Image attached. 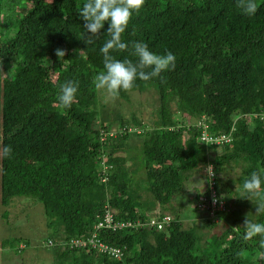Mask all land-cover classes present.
I'll list each match as a JSON object with an SVG mask.
<instances>
[{"label": "trees", "instance_id": "16d2710c", "mask_svg": "<svg viewBox=\"0 0 264 264\" xmlns=\"http://www.w3.org/2000/svg\"><path fill=\"white\" fill-rule=\"evenodd\" d=\"M84 3L0 0L1 217L10 218L14 198L36 197L55 264H264L261 237L242 239L246 216L264 222V215L255 214L241 187L264 167V0H256L254 15L243 14L236 0H146L133 14L122 36L129 48L111 55L135 62L131 42L142 41L157 54L176 56L174 70L138 79L114 98L121 105L131 93L153 94L152 127L111 108L94 87L109 24L93 45L85 44ZM58 48L67 50L62 60ZM71 80L79 90L64 109L57 98ZM203 118L211 135L232 134L231 143H202ZM4 147L11 155H3ZM209 165L213 188L202 174ZM237 168L241 174L230 179L228 171ZM184 194L194 196L200 212L190 220L185 202L175 208ZM212 194L223 211L199 208ZM108 211L133 226L98 228ZM167 217L162 229L152 224ZM94 235L119 248L122 258L71 246ZM29 245L21 243L17 255Z\"/></svg>", "mask_w": 264, "mask_h": 264}, {"label": "clouds", "instance_id": "9594fccd", "mask_svg": "<svg viewBox=\"0 0 264 264\" xmlns=\"http://www.w3.org/2000/svg\"><path fill=\"white\" fill-rule=\"evenodd\" d=\"M146 0H85L79 10V16L83 20V28L86 38L83 40L87 45H93L101 34L105 23L109 24L107 37L100 51L103 53V70L93 78V85L97 90L105 93V99L118 97L123 91H130L136 86V81H149L161 77V73L174 70L176 56L168 51L166 54H157L150 50L147 43L132 41V55L137 59H116L110 54L111 51H125L129 43L122 39L123 34L129 28L134 13H139L145 6ZM236 7L245 15H254L258 8L256 0H236ZM135 32H133V35ZM66 49L58 48L56 55L60 60L64 59ZM79 90V82L76 80L66 81L60 86L58 102L64 109L70 108L76 99ZM3 155H11V148L4 147ZM208 168V167H207ZM207 168L205 174H207ZM212 174V172L210 173ZM264 167H259L250 173V176L242 184L243 192L249 194L246 198L256 205V215H264ZM213 197V203H217ZM245 229L243 240L248 241L253 237L260 236L259 247L264 249V222H256L250 219L248 214L244 220Z\"/></svg>", "mask_w": 264, "mask_h": 264}, {"label": "rangeland", "instance_id": "374dc122", "mask_svg": "<svg viewBox=\"0 0 264 264\" xmlns=\"http://www.w3.org/2000/svg\"><path fill=\"white\" fill-rule=\"evenodd\" d=\"M130 97V102L121 101V105H118L114 98L107 101L111 108L118 109L125 117L129 118L131 113H134L136 118L148 127H152L156 121L157 110L154 95L131 93ZM228 173H230L228 175L230 179H236L241 174L238 168L229 170ZM202 174H205V170ZM196 178L197 175L194 179ZM191 185L193 183L189 182L188 189L191 188ZM183 202L187 207L184 213L185 216L189 215L188 220L200 215V212L194 207L192 194H184L180 200L176 201L175 208H179ZM9 207L10 218L4 217L5 220L1 215L6 209H0V262L5 260L4 264H55L52 250L44 244L50 229L43 204L36 197L24 196L14 198ZM5 242L9 243L8 246L9 248L12 247L11 250L9 248L3 249L2 245ZM25 242L30 243L29 247L21 255H17L18 246Z\"/></svg>", "mask_w": 264, "mask_h": 264}, {"label": "built area", "instance_id": "2783aa9c", "mask_svg": "<svg viewBox=\"0 0 264 264\" xmlns=\"http://www.w3.org/2000/svg\"><path fill=\"white\" fill-rule=\"evenodd\" d=\"M258 115H254V118H258ZM262 120H264V114L260 116ZM198 127L202 129V135H201V142L210 145V146H220L224 144H229L232 141V134L229 135H222L219 137L213 136L210 134L209 126L206 123V119L203 118L200 121H198ZM235 131V128H233L232 132ZM212 172V174H210ZM207 176L208 180L210 182V187L213 188L214 181H215V171L213 165H209L207 168ZM215 197L214 194L210 197V201L206 198L200 199V205L199 208L203 207L205 209H210L209 206H211V210H224V203H222L219 207H217V203H213L212 198ZM211 203V204H210ZM170 223V218H165L162 222L152 220V224L157 226L159 229H162L164 224ZM133 226L132 223H119L114 220V214L110 211H108L105 215L104 221H102L98 228H105L112 231L121 230L123 228L131 227ZM136 226H139V223L136 224ZM72 247H78V248H92L96 249L99 252L103 254L110 255L118 260H120L123 256L122 251L119 248L112 247L110 245H107L106 243L102 242L96 235H94L92 238L86 240H75L71 244Z\"/></svg>", "mask_w": 264, "mask_h": 264}, {"label": "crops", "instance_id": "0c3cea01", "mask_svg": "<svg viewBox=\"0 0 264 264\" xmlns=\"http://www.w3.org/2000/svg\"><path fill=\"white\" fill-rule=\"evenodd\" d=\"M199 184H201V186H203V187H204V186H205V184H206V181H205V180H202V181H201V183H199Z\"/></svg>", "mask_w": 264, "mask_h": 264}]
</instances>
